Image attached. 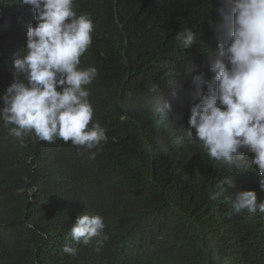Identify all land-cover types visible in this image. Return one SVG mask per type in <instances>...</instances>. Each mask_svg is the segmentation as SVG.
I'll use <instances>...</instances> for the list:
<instances>
[{
	"label": "trees",
	"instance_id": "1",
	"mask_svg": "<svg viewBox=\"0 0 264 264\" xmlns=\"http://www.w3.org/2000/svg\"><path fill=\"white\" fill-rule=\"evenodd\" d=\"M222 2L74 0L77 16L93 22L79 67L97 69L89 100L108 139L97 151L30 133L22 147L0 120V264H264V213L236 214L228 200L209 198L225 181V196L254 190L264 202L262 177L255 166L210 159L188 135L195 130L187 103L172 97L189 87L184 72L191 66L207 79L214 75ZM30 24L36 21L29 6L0 0V97L13 82L15 56L27 51ZM185 28L196 34L187 49L176 40ZM154 84L152 95L183 111L177 124L185 129L150 107ZM83 214L104 219L108 240L99 250L96 238L87 245L70 238ZM66 243L76 255L63 252Z\"/></svg>",
	"mask_w": 264,
	"mask_h": 264
},
{
	"label": "clouds",
	"instance_id": "2",
	"mask_svg": "<svg viewBox=\"0 0 264 264\" xmlns=\"http://www.w3.org/2000/svg\"><path fill=\"white\" fill-rule=\"evenodd\" d=\"M34 13L35 25H29L27 42L15 56L13 82L0 99V120L10 134L24 146L30 133L52 143L62 139L87 150L97 149L108 137L106 129L93 121L89 86L97 77L94 66L80 68V58L92 43L93 22L87 15L77 16L74 0H19ZM222 22L218 58L210 65L214 74L207 79L191 66L184 74L189 87L173 91L180 104L187 103L188 135L195 137L210 159L226 167L255 166L264 189V0H223L218 9ZM176 40L187 49L196 41V34L185 28ZM22 49V50H23ZM206 86V91H205ZM59 89V90H58ZM150 89L149 105L173 126L182 130L183 111H175L167 99H160ZM180 137H177L179 142ZM161 150L166 145L160 143ZM251 153L250 162L245 154ZM96 152L90 151L95 159ZM228 189L234 179L227 181ZM225 181L209 193L211 200L225 199L236 214L264 213V202H258L254 190H237L225 196ZM27 227H34L28 224ZM100 215L83 214L75 218L70 238L84 245L96 238L97 250L108 235ZM46 238V235L41 233ZM63 252L76 255L77 248L66 243Z\"/></svg>",
	"mask_w": 264,
	"mask_h": 264
}]
</instances>
